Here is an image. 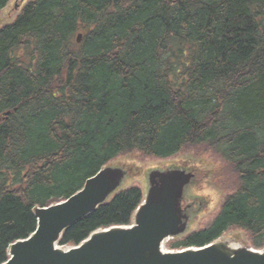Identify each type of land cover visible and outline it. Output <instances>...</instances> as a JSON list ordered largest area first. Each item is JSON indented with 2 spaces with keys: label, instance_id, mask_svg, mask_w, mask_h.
I'll return each instance as SVG.
<instances>
[{
  "label": "trees",
  "instance_id": "16d2710c",
  "mask_svg": "<svg viewBox=\"0 0 264 264\" xmlns=\"http://www.w3.org/2000/svg\"><path fill=\"white\" fill-rule=\"evenodd\" d=\"M198 144L238 186L210 224L169 246L201 247L237 226L263 248L264 0L29 1L0 26V264L35 230L36 206L118 154ZM142 196L117 191L59 244L130 224Z\"/></svg>",
  "mask_w": 264,
  "mask_h": 264
},
{
  "label": "water",
  "instance_id": "95a60500",
  "mask_svg": "<svg viewBox=\"0 0 264 264\" xmlns=\"http://www.w3.org/2000/svg\"><path fill=\"white\" fill-rule=\"evenodd\" d=\"M81 34L76 35L79 42ZM126 169L106 165L67 198L33 209L35 230L8 245L1 264H264V248L233 245L216 239L202 247L162 252L168 237L185 232L189 215L181 206L194 173L182 168L152 169L147 191L129 226L112 225L91 232L67 249L58 247L62 232L92 213L118 190Z\"/></svg>",
  "mask_w": 264,
  "mask_h": 264
},
{
  "label": "rangeland",
  "instance_id": "374dc122",
  "mask_svg": "<svg viewBox=\"0 0 264 264\" xmlns=\"http://www.w3.org/2000/svg\"><path fill=\"white\" fill-rule=\"evenodd\" d=\"M29 1L31 0H10L0 11V26L11 23ZM106 165L126 169L128 174L124 176L119 188L136 186L140 188L143 198L148 188L146 174L152 169L182 168L194 173L182 199V205H189L188 226L184 233L163 241L164 248L170 250L172 248L169 244L172 241L210 224L226 196L238 186L233 167L202 144L188 145L168 157H156L137 150L126 151ZM218 239L231 241L235 245L251 246L248 233L237 226L226 229Z\"/></svg>",
  "mask_w": 264,
  "mask_h": 264
},
{
  "label": "bare ground",
  "instance_id": "6f19581e",
  "mask_svg": "<svg viewBox=\"0 0 264 264\" xmlns=\"http://www.w3.org/2000/svg\"><path fill=\"white\" fill-rule=\"evenodd\" d=\"M233 245H235V244H233Z\"/></svg>",
  "mask_w": 264,
  "mask_h": 264
}]
</instances>
